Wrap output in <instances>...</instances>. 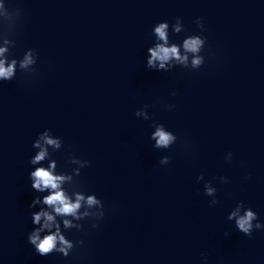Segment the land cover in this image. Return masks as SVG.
Instances as JSON below:
<instances>
[{"label": "water", "instance_id": "obj_1", "mask_svg": "<svg viewBox=\"0 0 264 264\" xmlns=\"http://www.w3.org/2000/svg\"><path fill=\"white\" fill-rule=\"evenodd\" d=\"M0 2L22 10L12 56L38 54L34 73L0 81V264H264V231L249 239L226 219L243 201L264 223V0ZM162 21L171 42L206 38L201 68L145 66ZM144 105L149 120L134 116ZM153 122L176 143L153 148ZM45 129L62 140L51 157L57 171L75 167L69 155L88 160L75 179L104 205L99 227L81 221V231L63 232L85 242L67 258L39 256L27 243L39 210L28 205L47 194L31 188L28 163ZM163 156L169 164H159Z\"/></svg>", "mask_w": 264, "mask_h": 264}, {"label": "clouds", "instance_id": "obj_2", "mask_svg": "<svg viewBox=\"0 0 264 264\" xmlns=\"http://www.w3.org/2000/svg\"><path fill=\"white\" fill-rule=\"evenodd\" d=\"M21 9L9 8L4 2H0V21L5 23V30L0 32V81H11L15 78L17 71L23 74H32L35 72L38 54L33 49L24 52L20 59L12 56L10 49L15 47V40L11 39L13 31L21 16ZM195 24L201 32L204 31L202 20L197 17ZM169 22L162 21L156 23L152 28L154 42L146 50V67L159 72H169L179 66L184 69L196 70L205 63V57L201 55L206 45V38L199 34L188 35L183 38L180 44L171 42L169 39ZM184 31L182 18L176 17L175 22L171 24V32L179 34ZM11 57V58H10ZM176 95L175 92L172 93ZM148 105L134 112V116L149 120ZM168 110L174 108V105H166ZM149 139L154 141L152 145L156 149H168L176 143L178 137L171 131L166 130L161 123L153 122ZM62 140L58 136H53L50 129L37 134L32 142V148L37 151L28 163L33 167L29 173L31 188L37 193H47L43 196L33 198L28 207L37 208L38 211L31 213V223L33 229L27 234V243L32 246L35 253L39 256H47L58 253L67 258L77 246H84V240L73 242L63 234L65 231L75 229L82 230L81 221L90 222L91 228L99 227V221L104 217V205L95 194H86L81 185L75 179L80 175L82 168L88 167L90 162L80 159L75 155H69L66 163L75 165L70 172L57 171L58 165L55 159H52V153L61 149ZM51 149V152L49 151ZM225 160L230 161L232 153L225 154ZM48 161L47 167L43 162ZM170 163V157L163 156L159 160L160 165ZM39 165V166H37ZM214 179H216L214 177ZM203 180V174L197 177V181ZM220 183H227L226 177H219ZM204 194L212 197L209 201L211 206L219 201L216 197V188L211 181L204 183ZM226 219L234 221L237 231L253 238V231H264V223L258 219L255 211L244 204L243 201H237L236 206L228 213ZM229 235L228 232L224 233ZM203 255V254H202Z\"/></svg>", "mask_w": 264, "mask_h": 264}]
</instances>
